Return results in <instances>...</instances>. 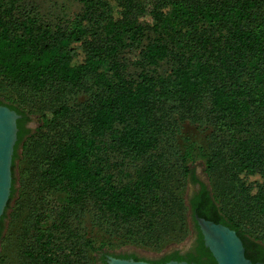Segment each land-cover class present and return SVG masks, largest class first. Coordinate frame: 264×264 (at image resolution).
Segmentation results:
<instances>
[{"label":"trees","instance_id":"1","mask_svg":"<svg viewBox=\"0 0 264 264\" xmlns=\"http://www.w3.org/2000/svg\"><path fill=\"white\" fill-rule=\"evenodd\" d=\"M79 1L83 8L73 19L52 20L35 3L0 0V73L27 99H0L21 114L12 170L18 147L24 150L44 125L27 126L29 103L46 125L70 112L71 92L67 104H56L54 79L86 94L78 103L81 117L53 143L42 170L45 187L65 192L66 202L52 208L44 225L49 200L29 195L24 214L11 217L5 252L18 264H107L114 253L105 247L160 249L181 241L191 207L235 229L245 255L264 262V236L229 214L212 188L211 197L205 189L198 200L183 197L189 162L198 154L209 177L220 161L231 164L227 171L241 198L253 215L264 216V0ZM47 104L49 115L42 111ZM186 119L204 144L183 131ZM168 127L181 133L177 172L157 159ZM14 191L12 184L10 197ZM194 221V248L155 262L217 264Z\"/></svg>","mask_w":264,"mask_h":264},{"label":"rangeland","instance_id":"2","mask_svg":"<svg viewBox=\"0 0 264 264\" xmlns=\"http://www.w3.org/2000/svg\"><path fill=\"white\" fill-rule=\"evenodd\" d=\"M28 3H35L36 8L41 15L45 16L48 19L54 20L58 17L73 19L77 13H79L83 4L79 0H26ZM149 8V7H146ZM148 19V17H147ZM130 58H133V55H128ZM133 70V69H130ZM74 87V86H73ZM69 84L63 82L61 79H54L51 84V89H58V101L56 104H67L66 95L68 92H71L69 95L68 104L70 105V112L67 114L65 119H57L53 123L46 124L41 118V113L37 110L31 108L29 103V119L28 127L32 130H36L38 126L43 125L42 129L37 131L32 137L33 139L29 141L24 150H22L21 145L18 147V156L15 159L14 167L12 170V184L14 187V193L12 197L9 196L7 204L5 206L3 214L4 216V228L2 230V239L0 238V264H18L21 260H17L14 254L5 252L3 237L6 232L10 229L9 222L11 217H15L16 221L22 214L29 204L27 202V197L32 195L42 194L50 205L45 214L49 215L48 220L44 225L48 224L51 221L52 213H54L55 207H58L62 203H65L67 200V195L65 192L61 191H52L48 190L45 187L44 182L42 181V170L45 166L47 158L51 155L52 150L55 148L53 143H55L59 137L65 135V130H70L78 118L82 115V108L79 106V102L86 98V94H78L77 88H73ZM25 92L22 88L10 78L4 76L0 73V99H3L8 102H22L27 101L24 96ZM80 97H76V96ZM43 100V99H42ZM26 104V103H25ZM49 105H45L42 111L48 112ZM81 108V109H80ZM176 116L174 113L171 114L169 119H172ZM193 125L190 124L189 120L184 121L183 131L193 132V140L202 142L204 144V135L200 130L196 129ZM64 129V130H63ZM175 131V127H168L165 134L162 135L159 146L156 152L158 153V161L162 164L167 165V167L173 172H177L180 169L179 158L176 155V149L179 148L180 143L182 142L181 133ZM200 138L203 141H200ZM196 141V142H197ZM221 147V144L218 145ZM214 149H217L216 145L212 146ZM196 145H193L191 152L195 153ZM197 156V157H196ZM193 160H190L189 167L191 168L190 177L186 181L184 199L188 203V189L189 184L194 181V175H197L200 179H203L208 184L209 188H212L219 197L221 205L224 209L231 214L239 222H242V225L248 229L251 233L257 234L261 237L264 236V216L262 215H253L254 212L245 202L241 195L239 194L238 189L236 188L235 183L229 177V171L234 170L231 164H226L225 161H220L218 165L214 168L211 177L205 172L203 158L200 155L196 154ZM181 171V170H180ZM179 171V173H180ZM12 187V185H11ZM11 194V192H10ZM53 208V209H52ZM2 214V215H3ZM87 214L91 213L88 211ZM187 226L189 231L187 235L181 241H172L167 243L165 246L160 249H154L153 247L146 246L144 244H134L127 243L121 245H115L113 247H105L104 251L113 252V253H135L139 256H145L149 258L159 259L164 253L169 252L171 249H183L185 246H190L192 243L193 235V224L191 221V215L189 209L185 211ZM89 216V215H87ZM2 217V216H1ZM53 218V217H52ZM16 224V223H15ZM15 224L13 228H15ZM90 229V228H89ZM12 236V234H11ZM264 238V237H263ZM8 251V248L6 249ZM102 251V250H101ZM101 253H97L99 257ZM96 264H103L100 259H97Z\"/></svg>","mask_w":264,"mask_h":264},{"label":"water","instance_id":"3","mask_svg":"<svg viewBox=\"0 0 264 264\" xmlns=\"http://www.w3.org/2000/svg\"><path fill=\"white\" fill-rule=\"evenodd\" d=\"M21 116L7 104L0 103V220L10 196L12 185V160L14 145L17 140V119ZM203 235L204 244L209 248L217 264H264L253 262L245 255V247L236 230L205 217L195 215ZM107 264H199L187 260L170 259L154 262L144 259L121 257L116 254L106 255Z\"/></svg>","mask_w":264,"mask_h":264},{"label":"flooded vegetation","instance_id":"4","mask_svg":"<svg viewBox=\"0 0 264 264\" xmlns=\"http://www.w3.org/2000/svg\"><path fill=\"white\" fill-rule=\"evenodd\" d=\"M27 126H28V124H27ZM194 176H195L194 181L189 184V189H188V193H187L188 194V202H191V199L192 200H198V197L201 196L200 194L204 189L208 191V195L211 197L210 188H209L208 184L206 183V181L203 179H200L197 175H194ZM189 211H190V215H191L190 216L191 221L193 224L192 243L190 246H185L183 249H180L179 253H181V254H184L187 251L192 250L194 248L195 239L197 238V230L194 227V224H195L194 219H195L196 214L193 213V210L191 207L189 208ZM173 250L174 249H171L169 252H166L165 254L170 253ZM114 254L121 256V257L123 255H128V256H126L127 258L144 259V260H149V261H154V262L156 260H158V259L149 258V257H145V256H139L135 253H114Z\"/></svg>","mask_w":264,"mask_h":264},{"label":"bare ground","instance_id":"5","mask_svg":"<svg viewBox=\"0 0 264 264\" xmlns=\"http://www.w3.org/2000/svg\"><path fill=\"white\" fill-rule=\"evenodd\" d=\"M2 149V145H1V141H0V150ZM0 152H2V151H0Z\"/></svg>","mask_w":264,"mask_h":264}]
</instances>
